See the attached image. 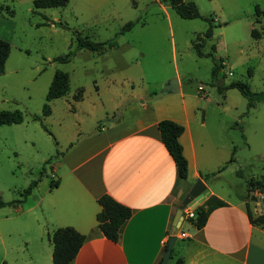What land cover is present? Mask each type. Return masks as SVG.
<instances>
[{"label":"rangeland","instance_id":"374dc122","mask_svg":"<svg viewBox=\"0 0 264 264\" xmlns=\"http://www.w3.org/2000/svg\"><path fill=\"white\" fill-rule=\"evenodd\" d=\"M192 1L203 17L183 18L165 0H70L39 9L34 0H0V37L11 45L0 73V109L25 114L22 123L0 126V198L9 203L0 207V264H29L30 256L43 255L51 231L42 195L71 146L110 126L130 101H148L174 77L187 100L198 105L197 114H207L206 133L214 138L210 167L229 157L214 144L235 146L222 176L219 171L206 181L232 200L243 197L254 215L264 213V192L247 186L264 175V99L249 109L247 97L227 87L242 81L254 92L264 90V0ZM204 18L214 24V35L201 56L194 45L209 25ZM131 20L135 26L121 34ZM254 29L259 36H252ZM78 35L118 44L104 53L81 49L70 61H57L77 49ZM208 53L221 58L215 77ZM59 70L68 75V92L48 100ZM45 104L51 108L47 115ZM34 180L39 184L32 194L15 205ZM189 224L186 219L190 231Z\"/></svg>","mask_w":264,"mask_h":264},{"label":"crops","instance_id":"0c3cea01","mask_svg":"<svg viewBox=\"0 0 264 264\" xmlns=\"http://www.w3.org/2000/svg\"><path fill=\"white\" fill-rule=\"evenodd\" d=\"M187 95L181 85L178 94L158 92L141 104L130 101L119 120L71 146L54 167L55 174L42 195L50 241L42 256H30L29 264H53L51 235L64 227L86 236L71 264H158L174 216L198 178L210 190L198 206L211 196L226 205L214 209L202 228L188 219L189 231L183 222L180 231L186 237L178 236L170 260L175 264L178 260L182 264H264V226L251 223L246 200L241 196L232 200L203 178V174L228 167L235 146L232 141L214 144V149L221 148L229 157L217 169L210 167L214 138L206 133L207 114L200 117L198 105L187 100ZM163 119L184 126L180 142L189 166L187 179L179 177L163 143L158 127ZM52 180L58 183L53 185ZM104 193L132 210L117 241L108 239L100 229L99 197Z\"/></svg>","mask_w":264,"mask_h":264},{"label":"trees","instance_id":"16d2710c","mask_svg":"<svg viewBox=\"0 0 264 264\" xmlns=\"http://www.w3.org/2000/svg\"><path fill=\"white\" fill-rule=\"evenodd\" d=\"M70 0H34V8H48V7H64L68 5ZM168 2L172 8L176 11L178 15L183 18H200L203 17L199 11L198 6L192 0H165ZM1 9V7H0ZM208 20V18H204ZM137 20H131L124 24L120 33H124L131 30ZM203 38L201 42H195V49L199 55H206L202 51L205 46V42L212 38L214 35V24L209 21V25L205 32L202 33ZM252 36H259V32L255 29L252 30ZM116 40L109 41H96L81 35H78V46L76 50H72L65 55L58 56L55 58L60 62L70 61L71 58L77 53L78 50L88 49L92 52L104 53L108 49L117 46ZM216 49V46H212ZM11 52L10 43L0 37V73L5 72L6 62ZM207 56H211L214 59V67L212 70L213 76L215 77L221 68L219 57H215L214 54L208 53ZM227 87H236L241 93L248 99V108L251 109L255 106V101L264 99V90L259 92H254L250 87L242 81H232ZM226 87V88H227ZM69 89V79L67 73L62 71H57L54 79L49 87L47 93V99L53 100L58 97L64 96ZM158 93V92H156ZM51 112V108L48 104H45L43 108V115H47ZM25 114L23 110L19 108L15 109H0V126L4 124H18L24 121ZM34 120H39V115L33 116ZM163 143L167 148L168 152L172 156L175 164L177 166L179 177L182 179H187L189 175V166L187 158L183 152V146L180 142V136L184 131V126L170 119H163L158 124ZM49 131V129L46 128ZM51 134V132L49 131ZM235 149V148H234ZM235 150L233 151L232 157L229 162L234 161ZM224 168V167H223ZM223 168L216 172L210 174H203V178L207 180L208 177L215 175ZM51 183L56 185L58 182L52 180ZM38 180L32 181V183L23 190L21 193L22 198L14 201L15 205L22 203L29 195L32 194L33 189L37 186ZM248 190H260L264 192V175L262 179L259 180H248L247 181ZM99 203L102 206V210L98 214V219L100 221V229L103 234L110 240L117 241L119 237V229L121 225L131 217L132 210L130 207L120 203L110 194L104 193L99 197ZM7 202L0 198V207L6 206ZM226 205V203L218 199L215 196H211L205 202L194 209L195 216L189 218V220L197 227L202 228L207 223L210 213L219 206ZM247 213L251 223L263 225L264 226V213L254 215L250 209L249 203L246 201ZM51 240L54 246L53 251V264H71L76 255L78 254L80 248L86 240V236L77 232L72 227L57 228L51 235ZM168 243L165 246L164 252L166 251ZM174 252V249H173ZM173 252L171 257L173 256ZM163 258L158 264H161ZM3 264H7L4 262ZM177 264H182V260H178Z\"/></svg>","mask_w":264,"mask_h":264},{"label":"water","instance_id":"95a60500","mask_svg":"<svg viewBox=\"0 0 264 264\" xmlns=\"http://www.w3.org/2000/svg\"><path fill=\"white\" fill-rule=\"evenodd\" d=\"M181 92V82L178 77H174L166 81L163 87L160 90L161 94H178ZM122 115V114H121ZM120 116L110 119L111 121L119 120ZM210 194V190L207 187V184L202 178H198L192 187L187 192L182 203L180 204L174 219L171 228V235L168 239V246L164 253L163 260L161 264H167L171 258L174 246L178 239L177 232L181 229L182 223L185 221L186 214L184 210L187 207L193 209L197 208L198 205L205 200V198Z\"/></svg>","mask_w":264,"mask_h":264},{"label":"built area","instance_id":"2783aa9c","mask_svg":"<svg viewBox=\"0 0 264 264\" xmlns=\"http://www.w3.org/2000/svg\"><path fill=\"white\" fill-rule=\"evenodd\" d=\"M185 214H186V217H185V220L186 219H189V218H192L195 216L194 214V209L191 208V207H187L185 210H184ZM177 236L179 237H186V233L185 232H181L180 230L177 232Z\"/></svg>","mask_w":264,"mask_h":264}]
</instances>
